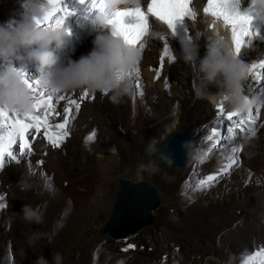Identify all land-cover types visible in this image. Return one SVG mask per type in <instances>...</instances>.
Returning <instances> with one entry per match:
<instances>
[{"label":"rangeland","instance_id":"obj_1","mask_svg":"<svg viewBox=\"0 0 264 264\" xmlns=\"http://www.w3.org/2000/svg\"><path fill=\"white\" fill-rule=\"evenodd\" d=\"M200 1L193 0V9L200 4ZM74 3V1L70 3L73 11ZM23 14L24 9L21 8L18 0H0V26L13 28L22 19ZM198 18L201 23H205L202 17L198 16ZM191 28L198 35L197 44L201 46L198 50H206V39L200 35L201 27L198 22L194 21V18L193 20L191 18ZM260 32H264V21L259 29V35ZM86 36L76 37L69 53L70 60H78L84 54V45L88 42ZM258 37H252L251 46L243 48L246 53L241 55L244 57L242 60L253 59L260 53L257 51L252 57L247 54L252 51V45ZM149 39L143 41L145 47L141 51L136 68L140 69L144 65L143 56L146 51H157L156 42H153L152 39L149 41ZM164 45L165 42L162 43V48ZM168 48V55H164L166 56L165 60H174L175 66V69L166 75L167 79L171 80L168 86L174 85L178 89L180 87L179 77L181 75L176 74L174 70L190 75V83L195 86L197 83L195 74L198 68L197 70L190 69L189 64L182 60L183 58H169L170 52L174 54L177 50L174 45L172 47V44ZM205 53L206 51L203 54L206 55ZM165 60L164 64H166ZM8 65L24 73L30 80L37 79L41 75L39 66L29 71L25 67L27 64L24 65L21 60L0 57V70ZM154 65L156 68L152 69L161 72L160 78L156 77L155 80L157 83H163L164 66L159 69L158 61ZM135 76L133 74L131 78L134 79ZM246 80H249L248 76ZM261 82L264 84V80ZM141 85L147 89V92L153 91L148 87L146 81H141ZM248 90L246 88L245 92ZM191 94H193L191 90L186 97L177 94V92L167 93L166 99L170 110L158 115L160 120L154 127H151L153 132L147 127L149 124L142 121L139 126H135L131 114L126 118V122L119 124L117 128L105 129L102 126L99 102L81 107L73 115L66 128L69 135L63 139V144L60 146L62 148L65 145L64 152L56 153L57 155L50 157L42 167L37 166L36 169H33L36 176H30L28 179L32 183L30 191H22L18 181L24 178L20 173L22 168L29 169V164L34 166L32 159L36 156L31 155L28 158L27 155H24L22 158L18 157L19 163L15 161L6 163L0 171V196L4 197L3 202L6 204L4 209H0V264H33L40 255L49 260L51 264L52 253L57 251L63 254L64 264H121V262L123 264H201L205 256L210 257L215 263L218 260L223 264H240L244 254L249 252L248 249L252 248L253 243L256 242L255 246L264 247V230L261 232L264 227V194L259 193L254 198L256 192L249 186L250 182L257 177H251V181H244V174H257L264 178V128L255 142L253 141L252 147L249 145L252 141H248L249 143L244 145L241 164L239 162L234 164L226 175H223L211 186L200 187L201 180H205L209 175H217L220 169L230 162L228 157L238 161L239 156L231 151L234 147L232 139L225 138L228 137L226 123L222 124L219 130L223 134L220 144L213 147L214 145L211 144L207 146L209 140L203 139L201 134L206 131L205 125L208 123L216 127L214 118V121H208L209 119L205 121L198 119L185 123L181 121V111H185L186 116V112L190 114V109L195 104V99ZM57 95L70 97L67 91L58 92ZM95 96H98L97 93ZM139 96L140 93L136 92L135 98ZM246 97L250 98V94ZM203 101L208 103L207 108L211 109L212 117L213 105L205 99ZM66 104L67 101L56 103L57 111H61L62 114L53 116L50 123L62 122L63 109ZM137 104L140 117H145L143 112L144 106L147 107V104H142L141 101ZM263 105L264 94L259 100L255 113L260 111ZM169 111L170 115L167 118ZM175 118L172 133L185 130L193 132L191 153L188 162H186L188 164L185 165V168L178 170L155 160V155L165 142L163 135L171 127ZM78 120L81 121V124H78ZM203 126L205 127L202 129ZM217 128L219 129V127ZM128 129L130 133L126 134ZM149 130L151 133L146 137ZM93 133H95L94 137L88 139ZM39 141L37 138L33 142L31 153L37 151L38 146L41 145L40 143L36 144ZM202 141L205 145L200 143ZM149 142L153 145L151 155L146 152ZM223 143L225 144L223 145ZM143 144L145 145L143 158L145 155L146 163L149 160L154 162L158 167V171L155 173L141 171L137 168L140 163L135 161V155H139ZM252 154H256L255 158L251 157ZM9 167H14L16 174L8 172ZM79 168L86 172L74 175L79 172ZM198 175L201 177L198 178ZM119 177L133 181L147 180L157 187L161 196V204L154 211V222L136 234L121 239L125 241L99 236L110 213ZM69 181H71V185L64 187L63 185H68ZM33 184L43 185L47 193L38 188L35 190ZM85 184H87L86 189L77 192ZM221 184H227L229 190L233 189L230 193L232 196L226 197L220 193ZM244 187H247L248 190L239 197L237 190H243ZM263 187L264 185H261L257 190L262 192ZM66 195L75 202V205L66 204ZM70 195L75 198L72 199ZM76 199L82 200L76 203ZM61 201L64 203L58 204ZM239 202L240 205H244L243 207H248V209L241 210L243 207L238 205ZM25 203L41 207L44 213L43 223L27 225L19 218L10 219L12 212L19 213ZM58 210L67 213L58 219L60 223L57 224L61 226L54 227V221H57L55 215ZM246 211L251 212L253 217L251 215L242 217L241 214ZM56 230L59 237L55 239L54 232ZM32 231H38L42 238L35 246L29 247L26 237ZM62 231L64 232L60 236ZM128 245L134 247L128 248ZM139 246H142L143 249ZM124 249L131 250V252Z\"/></svg>","mask_w":264,"mask_h":264},{"label":"clouds","instance_id":"obj_2","mask_svg":"<svg viewBox=\"0 0 264 264\" xmlns=\"http://www.w3.org/2000/svg\"><path fill=\"white\" fill-rule=\"evenodd\" d=\"M18 3L24 9V14L15 28L0 26V57L20 60L22 57L19 50H26L28 59L39 65L41 75L37 79L44 89L64 92L86 88L92 93L110 92L109 100L113 104H119L125 96L133 94L134 81L128 73L136 68L141 53L115 32L109 20L118 11L141 7L143 0H99L100 15L96 16L94 23L110 32V36L97 35L93 41V52L82 55L78 60H69L64 66H58L59 58L52 46L62 49L66 32L62 27L42 26L45 17L52 10L49 0H18ZM253 3L258 6L261 18L264 19V0H259V3L253 0ZM150 35L156 38L160 33L153 31ZM200 35L208 43L206 55L198 66L200 75L193 88L195 97L205 99L213 106L222 100L236 113L249 112L255 103L254 99L243 94L249 65L235 54L232 33L207 34L205 30ZM251 44L250 39L245 47H250ZM190 51L194 52L196 49ZM184 58L186 62L191 59L188 55H184ZM210 87H216L217 92H211ZM0 106L20 113H30L33 110V100L22 72L11 65L0 70ZM152 149L153 145L149 142L146 152L151 155ZM160 156L166 162H173L170 156L162 152ZM137 168L153 173L158 171L151 160L140 163ZM18 185L23 191L32 189V183L26 178H21ZM12 218H19L27 225H39L43 223L44 213L39 205L25 203L19 213L12 212L10 219ZM41 238L38 231H32L26 237L29 247L35 246ZM33 264H50V261L40 255ZM51 264H64L63 254L58 251L52 253Z\"/></svg>","mask_w":264,"mask_h":264},{"label":"snow or ice","instance_id":"obj_3","mask_svg":"<svg viewBox=\"0 0 264 264\" xmlns=\"http://www.w3.org/2000/svg\"><path fill=\"white\" fill-rule=\"evenodd\" d=\"M80 2L84 3L85 0H80ZM191 2L192 0H150L147 4V12L141 7L124 9L112 14L109 23L126 43L143 51L145 47L143 40L151 27L150 17H155L161 21L174 34L178 21H182L185 17H195L194 11L190 8ZM49 4L52 10L45 17L42 26L47 28L62 27L65 18L71 13L68 9L61 6V0H49ZM91 7L98 8V0H92ZM204 12L206 15H211L217 21L222 22L225 27H230L233 48L235 54L238 56L241 55L242 49L248 41L252 40V37L256 35L252 31L254 17L251 14V10L241 11L239 0H207ZM129 19L131 22H129ZM168 51V45L165 43L164 55H167ZM163 66L164 56H161L158 67L162 69ZM139 72L140 69L135 68L132 72L128 73L129 77L136 74L137 88L141 87ZM249 73L255 76L257 82L264 80V60L251 64ZM22 75L25 84L30 90V98L33 100V110L30 113H20L14 109L0 106V169L5 166L6 158L9 161L19 163V158H22L26 154H31V145L35 139L32 137L33 132L36 133V138L42 134L53 147H59L63 139L69 135V131L66 128L73 115L80 108V104L76 99L66 97L65 95H57V91L42 88L38 79L30 80L24 73ZM156 76L157 79L160 78L159 72L156 73ZM140 94L141 96L143 95L142 92ZM87 96L88 91L85 89L81 100ZM59 101H67V104L63 109L62 122L53 124L50 123L51 118L61 115L56 108V103ZM237 117L240 118L237 119ZM216 122L220 124L230 122L227 128V132L229 133L227 139L231 140L236 135L237 129L241 131L247 130L254 134V126L257 121L252 112L244 116L233 111H228L225 114V108L221 103L217 105ZM94 135L95 133L89 136L88 139H92ZM214 137L216 138V145L213 147L219 145L222 139V133L216 127L212 128V135L208 136L207 139L212 140ZM14 146H16L15 149ZM231 151L237 153L239 149L233 147ZM228 159L230 162L221 168L217 175H209L205 180H201L200 187L215 183L223 175H226L233 165L238 162L232 157H228ZM40 163L42 164L43 162L41 161ZM29 167L31 168V164H29ZM3 200L4 197L0 196V209L6 207ZM132 247L134 246L128 245V248ZM124 250L127 251V249ZM241 264H264V247H260L251 253L246 252L241 260Z\"/></svg>","mask_w":264,"mask_h":264},{"label":"bare ground","instance_id":"obj_4","mask_svg":"<svg viewBox=\"0 0 264 264\" xmlns=\"http://www.w3.org/2000/svg\"><path fill=\"white\" fill-rule=\"evenodd\" d=\"M89 0H86V2H88ZM204 4H205V0H201L200 1V4H198V6L196 5L195 9H193L192 5L190 6V8L192 9V11H194L195 13V17H194V21L195 22H198V25L201 27L200 31H205L207 30V34H213V33H218V32H223V33H228L227 32V29L224 27V26H221L219 24H217L216 22L215 23H211V21L208 19L209 17L207 15H205L202 11L203 7H204ZM71 8V6H70ZM199 17H202V19H204L205 23H201L199 20L200 18ZM198 18V19H197ZM193 20V18H192ZM207 22V23H206ZM203 24V25H202ZM263 24V23H261ZM261 24L259 27L255 28V30L253 31L254 33H256V35H254L253 37H258L256 40H255V43L254 45H252V51L250 52H247V54H249L250 57H252V55L257 52V51H260V53H263L264 52V32H260V35H259V29L261 28ZM214 25V27H213ZM188 26L192 32V34L194 35V45L196 47V49L200 48L201 46H199L197 44V32L194 33V30L191 28V18H188ZM86 35H89L88 37ZM97 35H100L99 31H95V32H92L90 34L87 33V31H79L77 33L76 36H78V38L80 36H86L88 38V42L84 45V53H88L89 52V49L91 48V46H93V41L96 39ZM202 38V37H201ZM204 38V37H203ZM202 38V39H203ZM153 40V42H156V45L155 47L157 51L155 52H149V51H146L144 56H143V62H144V65L140 68V72H139V82H140V85H141V81H146V84L148 85V87L152 88L153 91L151 90L150 92H147V89L141 85V87L137 88L136 87V82H137V76H135V78L133 79L134 81V92L132 95H129V96H125L122 100L121 103L119 104H113L110 100H109V96L111 95V93L109 92L106 96L107 97H101L100 95L98 96H95V98L97 99L94 100L92 103H96V102H99V104H101V106H98L100 107L99 110L101 111V120H102V126L105 128V129H108V128H117V126L119 124H122L124 123V121L126 122V118L129 116V114L132 115V119H134V125L135 126H139L140 122H144L146 124H149L151 126H147L150 128V130L152 131L151 127L155 126V124L160 120V118L158 117V115L160 114H164L165 112H168V110H170L168 107V102H167V99H166V94L169 93V92H172V93H176L177 94H180L182 95L183 97H186L189 93H190V90L193 92V83H190V78L191 76L184 72H181V71H177V70H174L176 71V74H179L181 75L179 77V82H180V87L179 89L177 87H175L174 85L172 87H169V82H171V80H168L166 75L169 71H172L173 69H175L174 67V64H173V61L174 60H171V61H166V64H164V70H165V76L164 78H162L164 80L163 83H157L156 82V73L158 71H154L152 68H156L154 63L157 62L159 60L158 56H162L164 53H163V50L164 48H162V43L163 42H159L158 40H156V38H151ZM166 43V41H164ZM206 43L207 40L205 41ZM168 47L171 46V43L169 42L168 44ZM175 46V45H174ZM199 46V47H198ZM176 50H177V47L175 46ZM52 50L55 52V54L58 56V54L56 53V48H55V45L52 46ZM207 52V49L206 50H199V52H197L199 54V57L196 59V60H193L194 62V65H190V61H187V63L189 64L190 66V69L192 70H197L198 68V65L197 63L200 62L204 57L205 55L203 54L204 52ZM173 52V51H172ZM141 53V51H140ZM202 53V54H201ZM245 50L242 49V53L241 55L245 54ZM259 53V54H260ZM206 54V53H205ZM257 54L256 56H254V58L252 59H249V60H246L245 63H247L248 65H250V63L248 62H251V60H255L257 58V56L259 55ZM83 55H86V54H83ZM170 57L171 59H174V57H177V58H183L182 60H185L184 58V55L181 54L178 50L172 54L170 52ZM239 56L240 59L244 58L242 56ZM141 56V55H140ZM197 57V56H196ZM261 57V60L263 59V56H260ZM167 59H168V56H167ZM186 62V60H185ZM28 65V66H27ZM27 65L25 66L26 69H28L29 71H32L33 69L32 68H36L38 66H33V65H30L27 63ZM137 66V65H136ZM177 68V67H176ZM160 69V68H159ZM157 70V69H156ZM163 70V71H164ZM161 73V72H160ZM159 73V74H160ZM136 75V74H135ZM200 73L198 71H196V74H195V77H199ZM249 77V76H248ZM252 82H255V80H251V83ZM249 83V85H246L248 87L245 86L244 88V95L245 96H248L250 94V99H254L255 100V103L253 104V107L251 108V110L249 112H253V116L254 118L256 119L257 122H262L263 124V128H264V105L262 106V108H260V111H258V115L257 113H255L256 111V108L257 106L259 105V100L262 98V95L264 94V84L262 82H255L253 84ZM178 85V84H177ZM249 89L248 92H245V89ZM212 89V90H211ZM210 90L211 92L215 93L217 92V88L216 87H210ZM136 92H139V93H143V95L138 97V98H135L136 96ZM247 93V94H246ZM148 95H150L148 97ZM194 99H195V104L194 106L191 107L190 109V114H187L186 112V116L184 114V112H182L181 110V115L182 118H181V121L182 122H192V121H197L198 119H201V120H207L209 119L208 121H212L213 118L211 117V114H210V111L211 109L207 108V105L208 103H206L205 101H203V99H197L194 95V92L193 94H191ZM107 98V99H105ZM191 100V99H190ZM142 104H147V107H145V110L143 112V115L145 117H140V114H139V105L137 104V102H140ZM182 102H184L182 100ZM91 103V104H92ZM150 103V104H149ZM223 103V107H224V102ZM91 104H87V106L91 105ZM141 106V105H140ZM209 107V106H208ZM214 107V106H213ZM143 109V108H142ZM172 109V108H171ZM231 110L230 108L227 109V111ZM61 114L62 112L59 111ZM212 112V111H211ZM248 112V113H249ZM99 113V112H98ZM210 114V115H209ZM170 115V111L169 113L167 114V118L168 116ZM178 115V114H177ZM185 116V117H184ZM140 117V118H139ZM189 117V118H188ZM55 120V119H54ZM176 121V118L175 120H173L172 124H171V127L164 133L163 135V139L164 141H166L169 136L171 135V133L173 132V127H174V122ZM203 121V122H204ZM214 121V120H213ZM51 122V120H50ZM78 124H81V121L78 120ZM198 126V123L196 124ZM201 125V124H200ZM80 126V125H79ZM141 127V126H140ZM139 127V128H140ZM219 127V126H216V128ZM149 130V134L147 133L146 137H148L151 133V131ZM220 130V128H219ZM42 132H43V129H42ZM153 132V131H152ZM222 132V131H221ZM130 133V130H126V134ZM264 134V133H263ZM229 136V133L227 134ZM226 135V136H227ZM42 136V134H41ZM223 136V134H222ZM227 138V137H225ZM263 138V137H262ZM192 139H193V136L191 138V141H190V151H189V155L191 153V145H192ZM256 138L252 140L251 144V147L252 145L254 144ZM254 141V142H253ZM145 142V140H144ZM247 143L249 142H246L244 143L245 145H247ZM149 144V143H148ZM264 145V144H263ZM41 145L38 146V150L35 152V154H32L36 157H34L32 159V161L34 162V166H31V168H22V170L20 171L21 174H23L24 178L26 179H29L30 176H36L34 173H33V169H36L35 167H42L48 160V157L50 156V154H56L58 153V149L60 148L59 147H53L52 145L50 147H48L45 152H44V148L43 147H40ZM141 146V145H140ZM148 147V146H147ZM144 148H145V145L143 144L141 149H140V153L138 156L135 155L136 157V160L138 163H146L145 162V155H144V158H143V154H144ZM252 150L250 149V152ZM246 153H247V150H246ZM245 153V154H246ZM46 154L44 157L43 155ZM27 155V154H26ZM225 156V155H224ZM256 154H252L251 157L252 158H255ZM133 157V156H132ZM222 157V156H221ZM43 159V160H42ZM188 160H189V157H188ZM187 160V162H188ZM43 162L42 164L40 162ZM186 164V163H185ZM139 165V164H138ZM185 167V166H184ZM183 167V168H184ZM216 167V166H215ZM16 169L14 167H9L8 168V172H13L14 174H16ZM78 173L74 174V175H77V174H80L81 172L85 171L84 169H78ZM264 171V170H263ZM29 172V173H28ZM256 172V171H255ZM264 173V172H263ZM251 177H257V179L253 180L252 182H250L249 186L251 188L254 189V191L256 192L254 194V198H256L257 195H259V193H263L264 194V189L262 190V192H260L259 190H257L259 188V186H263L264 184V178L262 176H258L257 174H254V175H248V174H244V181H251ZM37 178V177H36ZM204 180V179H203ZM252 183V184H251ZM214 184V183H213ZM35 185V190H43V191H46L47 193V190H45V187L41 184L37 185V184H33ZM71 185V181H69V184L68 185H63L64 187H69ZM212 185V184H211ZM211 185H206V187L208 186H211ZM222 185V184H221ZM220 185V186H221ZM249 187V188H250ZM38 188V189H37ZM264 188V187H263ZM21 189V187H20ZM232 189V188H231ZM252 189V190H253ZM22 190V189H21ZM233 190V189H232ZM232 190H229V186L227 184L225 185H222L221 188H220V193L226 195L227 196H232L231 191ZM248 188L247 187H244L243 190H237L238 191V195L239 197L242 195V194H245L247 192ZM23 191V190H22ZM250 191V190H249ZM21 192V191H20ZM26 192V191H25ZM42 193V192H41ZM206 194V193H205ZM223 195V196H224ZM71 196V195H70ZM66 198H67V205H70V204H74L75 205V202L74 201H71V199L69 198V196L66 195ZM72 199H74L75 197L71 196ZM41 199V198H40ZM76 203L81 201L82 199H76ZM64 203L63 201H61L60 203L58 204H62ZM242 204V202H241ZM239 206L243 207L242 205H240V202L238 204ZM237 205V207H239ZM16 207H18V205L16 204ZM247 207V206H246ZM239 209V208H238ZM243 209H248L243 207L241 210ZM240 210V211H241ZM155 211V210H154ZM154 211L152 212L153 215H154ZM69 212V211H68ZM244 212V211H243ZM67 212H63L62 210H58L56 212V220L57 221H54V227H59L61 225H58L57 223H60L59 222V218L64 214H66ZM248 215H251L253 217V214L251 212H247L244 213V214H241V216L245 217V216H248ZM80 216V215H79ZM85 222V221H84ZM146 228V227H145ZM49 229V228H48ZM142 230V229H141ZM262 230H264V227L261 229V232ZM49 231V230H48ZM260 231V230H259ZM64 231L61 232V235L63 234ZM55 233V239L59 237V233L57 232V230L54 232ZM255 235L257 236L258 235V232L257 234L255 233ZM54 236V235H53ZM17 237V236H16ZM21 241V240H20ZM4 244V243H3ZM234 247V246H233ZM2 248V247H1ZM250 251V249H248ZM249 253V252H247ZM242 260V259H241ZM213 264H216L215 261L212 262ZM241 264V262H240Z\"/></svg>","mask_w":264,"mask_h":264},{"label":"water","instance_id":"obj_5","mask_svg":"<svg viewBox=\"0 0 264 264\" xmlns=\"http://www.w3.org/2000/svg\"><path fill=\"white\" fill-rule=\"evenodd\" d=\"M192 136L193 132L190 130L172 133L155 155V160L173 168L183 167L189 157ZM161 152L170 156L173 162H166L161 158ZM160 204L159 190L151 182L119 177L110 213L99 236L123 239L136 234L154 222L152 212ZM212 262L214 261L210 257H205L203 264H213Z\"/></svg>","mask_w":264,"mask_h":264}]
</instances>
